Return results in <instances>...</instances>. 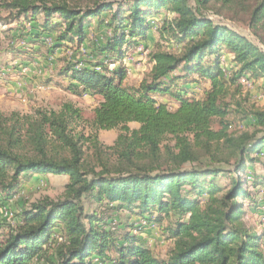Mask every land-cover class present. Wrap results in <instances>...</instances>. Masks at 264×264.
Returning a JSON list of instances; mask_svg holds the SVG:
<instances>
[{
  "label": "trees",
  "instance_id": "obj_1",
  "mask_svg": "<svg viewBox=\"0 0 264 264\" xmlns=\"http://www.w3.org/2000/svg\"><path fill=\"white\" fill-rule=\"evenodd\" d=\"M195 2L196 8L187 0L1 3L11 17L22 18L18 36L48 46L49 58L64 45L73 56L82 54L61 67L64 88L100 98L94 131H120L108 146L95 134L75 136L72 129L84 118L70 103L33 115L0 114V264H264L263 238L244 224L264 190V177L249 168L259 163L264 169V110L250 112L247 129L234 130L225 121V99L240 91L239 78H264V50L203 13L217 2L234 18L246 14L249 30L264 45L258 36L264 33V0ZM162 14L172 17L158 25L153 19ZM93 28L109 35L85 45ZM154 28L160 40L149 52V74L137 88L129 87L121 62ZM162 41L176 52L163 49ZM222 52L234 67L229 77L219 60ZM199 79L208 82L201 98L190 87ZM157 96L168 97L175 108ZM132 122L139 126L131 129ZM250 171L253 192L247 187ZM37 174L67 176L63 199L34 202L7 223L5 205L23 178ZM223 178L227 182L219 184ZM83 198L132 212L139 218L135 230L174 218L166 228L173 247L165 259L155 257L136 233L117 235L96 213L87 214ZM52 245L59 246L54 258Z\"/></svg>",
  "mask_w": 264,
  "mask_h": 264
},
{
  "label": "rangeland",
  "instance_id": "obj_2",
  "mask_svg": "<svg viewBox=\"0 0 264 264\" xmlns=\"http://www.w3.org/2000/svg\"><path fill=\"white\" fill-rule=\"evenodd\" d=\"M5 0H0V114H9L12 111H17L21 115H33L37 111H58L64 104H72L74 108L81 110L84 122L80 123L72 133L75 136L83 134L89 136L95 134L101 144L108 146L113 144L116 136L119 134V129L99 130L94 131L91 126L93 117V110L98 105L100 98L91 97L89 95L75 96L70 94L64 87L68 84L64 79L60 70L67 62L74 63L82 56L81 53L73 54L67 51V45L61 47L59 51L54 54L53 63H49V47L42 42H29V40L20 38L18 34H22L23 28L18 27L22 18L17 20L9 15V12L1 7V3ZM114 1V0H107ZM189 6L195 7V0H187ZM197 6V5H196ZM220 4L212 2L210 6L203 11V13L212 19L215 23L227 26L238 33L246 36L250 41L255 43L259 48L264 50V45L259 41L257 36L251 32L247 25V15L240 13L236 18L233 17L229 11H222L219 9ZM196 8V7H195ZM170 14H162L153 19L158 25L166 18H171ZM28 28V26H27ZM89 34L87 43L99 40V36L103 39L109 35V30L102 28L101 32L93 28ZM99 34V35H98ZM159 34L154 28L148 36V40L143 43L146 48V55L128 52L125 59L121 62L122 65L128 69H133L131 75L128 70V78L126 81L127 86L137 88V86L148 76L151 63L149 60V52L156 42H158ZM258 36L264 41V33L259 32ZM43 41V40H42ZM262 41V42H263ZM147 46H146V45ZM161 46L165 50L176 52L174 45L170 42L162 41ZM67 46V47H66ZM66 47V49H65ZM89 47V45L87 46ZM74 51V50H73ZM81 54V55H80ZM84 57V56H83ZM129 57L132 60H129ZM211 58V57H210ZM209 58V59H210ZM206 59L207 61L209 60ZM222 67L229 69V77L231 71L234 69L231 59L227 53L222 52L219 56ZM120 64V62H119ZM241 85V84H240ZM192 93L197 97L203 96L204 89L208 88V82L199 79L196 84L191 86ZM240 91L234 95V98L225 99L228 103V115L225 121L231 124L234 130L245 129V123L248 122L250 112L253 109L264 110V78L257 81L251 80V87L241 86ZM21 96L25 98V102L21 101ZM158 101H165L170 108L174 109L176 104L168 97H156ZM219 120L214 119L212 127L219 128ZM131 129L137 128V123H129ZM247 129V128H246ZM251 131V128H249ZM89 145L84 144L83 149L87 156L91 155ZM258 175L264 177V169L261 165L256 166ZM68 177L64 175H33L32 177L23 178L20 190L17 195L5 205L3 209L2 218L7 223L12 224L15 219L17 211L25 209L30 204L40 201L46 197L52 200H60L64 197L65 185L68 183ZM219 184L226 181L225 178L217 180ZM262 203V210H264V194L260 192ZM82 206L87 214L96 213L98 217L103 218L111 226V229L117 235L124 232L136 233L144 246L149 248L153 255L160 259H165L173 243L167 238L166 228L168 223H173L174 218L165 220L161 227L152 226L135 230L134 227L139 224V218L132 212L126 209H116L109 205H99L93 202L90 198L82 199ZM246 207V204L244 205ZM5 212L7 214H5ZM261 212V211H260ZM260 216L248 211L244 224L254 235L261 236L264 241V227L263 222L260 221ZM59 246L52 245L49 251V256L54 258L59 250Z\"/></svg>",
  "mask_w": 264,
  "mask_h": 264
},
{
  "label": "built area",
  "instance_id": "obj_3",
  "mask_svg": "<svg viewBox=\"0 0 264 264\" xmlns=\"http://www.w3.org/2000/svg\"><path fill=\"white\" fill-rule=\"evenodd\" d=\"M44 41H45V43L46 44H50V42H51V39L49 38V37H46L45 39H44ZM82 52H84V50H81ZM130 52H133V53H138V54H143V55H146L147 54V52H146V48L143 46V45H138L137 47H135V48H132L131 50H130ZM69 53H72L71 51L69 52ZM52 60H53V56H51L50 58H49V63H52ZM129 60H132V58L131 57H129ZM118 64V63H117ZM115 65L114 64H110L109 65V68L111 69V68H113ZM126 67V66H125ZM126 70L128 71V69H127V67H126ZM222 70H223V72H224V74L226 75H228L230 72H229V69L228 68H224V67H222ZM239 83L241 84V86H244V87H251V80L249 79V78H247L246 76H242V77H240L239 78ZM21 101L22 102H25V98H23L22 96H21ZM252 181H253V177H252V175H251V171L250 172H248V174H247V182H248V184H247V187H248V189L251 191V192H253V190H254V187L252 186ZM261 193H263L264 194V190L261 192ZM261 200V197H260V194H258V196H257V198H256V201H258L259 202V200ZM260 203V202H259ZM5 214H7L6 212H5ZM260 221H262L263 222V227H264V212L260 215ZM142 224H144V222L142 223ZM264 231V230H263ZM59 241H61V238H59Z\"/></svg>",
  "mask_w": 264,
  "mask_h": 264
},
{
  "label": "crops",
  "instance_id": "obj_4",
  "mask_svg": "<svg viewBox=\"0 0 264 264\" xmlns=\"http://www.w3.org/2000/svg\"><path fill=\"white\" fill-rule=\"evenodd\" d=\"M98 32H101V30H98ZM128 69V68H127ZM129 71H130V73H129V75H131V73L133 72L131 69H128ZM192 86V85H191ZM190 86V87H191ZM258 165H261V164H259V163H255L254 164V166H252V167H249L250 169H251V171H253L257 176H260V175H258V173H257V168H256V166H258ZM263 168V167H262ZM262 177V176H261ZM260 204V206H259V208L257 209V211H252V213L253 214H257L258 216H260L263 212H264V210H262L263 208H262V203H259ZM261 211V212H260Z\"/></svg>",
  "mask_w": 264,
  "mask_h": 264
}]
</instances>
